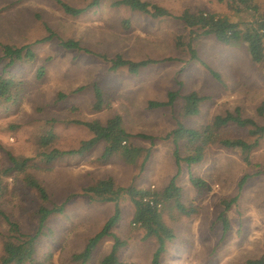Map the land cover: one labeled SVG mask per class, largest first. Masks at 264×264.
Segmentation results:
<instances>
[{"label":"rangeland","instance_id":"374dc122","mask_svg":"<svg viewBox=\"0 0 264 264\" xmlns=\"http://www.w3.org/2000/svg\"><path fill=\"white\" fill-rule=\"evenodd\" d=\"M82 6L88 0H64ZM167 9L169 16L151 18L102 0L83 14H64L52 0H0V42L14 45L33 43L50 28L64 38L77 40L90 52L66 50L57 40L36 44L38 59L11 69L27 82L20 103L0 109V159L6 152L33 157L34 134L47 118L53 119L54 147L75 148L90 134L76 120H99L119 114L131 134L149 135L152 140L134 136L135 145L148 147L150 154L141 166L117 157L105 163L99 160L102 143L78 156H64L49 164L35 162L31 172L47 189L50 202L67 199L61 214H52L37 240L36 264H76L71 256L82 250L112 212V203L90 200L82 188L100 178L112 176L117 185L160 191L176 174L181 202L193 212L179 214L169 204L163 206V219L171 225L175 238L166 246L163 264H246L264 255V135L246 164L238 150L211 145L196 164L180 163L177 172L172 143L167 134L178 123L200 127L216 114L239 107L243 116L264 124L257 107L264 102V61L251 62L246 45H223L212 34L201 35L188 28L178 16L182 11L199 10L227 16L231 21H247V14H235L219 0H145ZM264 13V0H254ZM178 41L182 44L180 45ZM120 54L130 60L145 58L155 62L132 74L125 68L111 71L108 58ZM102 55L105 57L103 58ZM46 60V72L35 80L37 66ZM214 71L218 76L210 73ZM102 92L105 106L94 110L92 84ZM81 87V88H80ZM79 90L75 91L76 89ZM168 91L178 97L170 107L150 108L149 101L166 99ZM195 91L207 99L199 113L189 118L179 115L181 95ZM65 98L57 99L58 93ZM227 136L249 137L244 129L227 128ZM33 161H37L33 159ZM244 174L250 177L238 190ZM206 185L195 187L190 177ZM238 195L225 211L228 230L222 233L218 215L222 200ZM38 204L35 194L20 176L9 181V192L2 208L18 220L24 231L34 227L33 211ZM121 217L114 231L125 240L119 259L134 264H150L154 249L151 239L131 223L133 205L128 197L119 200ZM3 229H1L2 231ZM110 240L95 249L91 264L109 250ZM1 251V236H0Z\"/></svg>","mask_w":264,"mask_h":264},{"label":"trees","instance_id":"16d2710c","mask_svg":"<svg viewBox=\"0 0 264 264\" xmlns=\"http://www.w3.org/2000/svg\"><path fill=\"white\" fill-rule=\"evenodd\" d=\"M52 1L64 14L76 17L90 8L98 6L102 0H88L82 6H74L64 0ZM219 1L224 2L235 14H247L249 19L247 21L233 22L227 16L202 10L197 12L184 10L178 18L188 28L197 31L198 34H212L215 40L223 45L235 46L244 43L251 62L255 64L263 62L264 13L259 12L254 0ZM110 5L142 13L151 18L170 15L166 8L145 0H111ZM45 29L46 34L33 43L14 45L0 42L1 110L13 108L20 103L28 85L24 79L15 77L11 73V69L24 64H33L39 57L36 51V44H44L55 39L63 49L90 52L82 47L77 40L64 38L48 27H45ZM178 43L182 45L179 41ZM102 57L105 58L103 55ZM46 60H48L47 57L43 58V62L37 66L34 73L35 80L43 78L46 72ZM107 60L111 71L125 68L132 74L155 62L154 59L150 58L130 60L120 54H115ZM210 73L215 77L218 76L212 70H210ZM91 86L94 97L92 108L101 110L105 106L103 92L97 84L93 83ZM177 97V91H168L166 99L149 101L148 106L150 108L170 107ZM64 98L65 93L59 92L57 99L62 100ZM180 98L182 103L179 115L182 118L197 115L202 103L207 99L206 96L200 95L195 91L183 94ZM256 111L258 115L264 117V102L257 107ZM52 122L53 119H45L43 125L34 134L35 150L33 157L13 155L11 152H6L5 162L0 159V264H36L34 262L35 247L38 238L43 233L46 221L52 214H61L67 202V199L59 204L50 202L47 189L31 172V168L39 166L35 162L49 164L64 156L82 155L92 150L99 143H102L103 147L98 158L104 163L113 157H117L125 163L134 164L141 158L140 164L142 166L150 154L148 147L135 145L132 142V138L137 136L152 140L153 137L145 134L129 133L125 129L119 114L108 117L104 122L99 120L74 121L86 128L90 136L87 139L80 140L75 148L65 150L58 149L53 145L56 134L53 130ZM230 127L244 129L251 138L227 136V128ZM263 135L264 124H258L252 118L243 116L240 108L235 107L233 111H225L222 114L214 115L210 122L200 127H189L183 123H178L166 137L172 143V157L178 172L180 163H184L189 167L201 161L206 150L211 145L238 150L241 159L249 165L251 164L250 154L257 148ZM33 159L37 161H33ZM15 176H20L23 184L33 191L38 200V204L33 211L34 227L31 231H24L21 223L1 206L2 199L9 192V181ZM175 177L176 174L160 191L138 189L132 186L123 187L117 185L112 176H105L93 184L83 187L82 193L90 200L100 203H112L113 208L101 227L87 238L82 250L71 256L72 260L76 264H91L96 247L102 241L110 240L109 250L100 257L98 264H134L132 262H123L119 259V252L125 246V240L114 231L121 217L119 200L122 196H126L133 205L131 223L142 229L144 239H151L154 242L150 264H163L162 257L166 251V246L172 243L175 238L173 227L163 219V206L169 204L179 214L187 216L193 212L191 207L188 208L181 202V190L175 183ZM249 177V174H244L240 178L238 190ZM190 181L197 188H202L206 185L198 177L191 176ZM237 197L238 195H235L229 200H222L224 208L218 215L222 225V233L228 230L225 211L231 204L236 202ZM1 229L3 230L1 231ZM246 264H264V255L257 259L247 260Z\"/></svg>","mask_w":264,"mask_h":264},{"label":"built area","instance_id":"2783aa9c","mask_svg":"<svg viewBox=\"0 0 264 264\" xmlns=\"http://www.w3.org/2000/svg\"><path fill=\"white\" fill-rule=\"evenodd\" d=\"M159 206V205H158Z\"/></svg>","mask_w":264,"mask_h":264}]
</instances>
